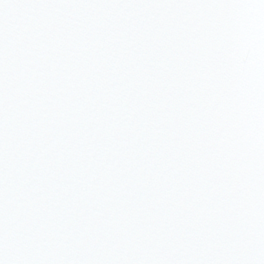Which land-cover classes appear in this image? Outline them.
I'll use <instances>...</instances> for the list:
<instances>
[{
	"label": "snow or ice",
	"instance_id": "6c2138e0",
	"mask_svg": "<svg viewBox=\"0 0 264 264\" xmlns=\"http://www.w3.org/2000/svg\"><path fill=\"white\" fill-rule=\"evenodd\" d=\"M0 264H264V0H0Z\"/></svg>",
	"mask_w": 264,
	"mask_h": 264
}]
</instances>
